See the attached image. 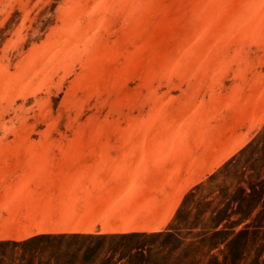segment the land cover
I'll return each mask as SVG.
<instances>
[{
    "label": "rangeland",
    "instance_id": "1",
    "mask_svg": "<svg viewBox=\"0 0 264 264\" xmlns=\"http://www.w3.org/2000/svg\"><path fill=\"white\" fill-rule=\"evenodd\" d=\"M95 148L168 167L171 231L16 264H264V0H0V156Z\"/></svg>",
    "mask_w": 264,
    "mask_h": 264
},
{
    "label": "crops",
    "instance_id": "2",
    "mask_svg": "<svg viewBox=\"0 0 264 264\" xmlns=\"http://www.w3.org/2000/svg\"><path fill=\"white\" fill-rule=\"evenodd\" d=\"M167 168L100 148L2 155L0 234L166 231L179 203Z\"/></svg>",
    "mask_w": 264,
    "mask_h": 264
},
{
    "label": "trees",
    "instance_id": "3",
    "mask_svg": "<svg viewBox=\"0 0 264 264\" xmlns=\"http://www.w3.org/2000/svg\"><path fill=\"white\" fill-rule=\"evenodd\" d=\"M224 224L222 222V219H217L212 225L208 227V231L210 232V236L214 235H220L225 230L223 229ZM171 228L166 230L165 232H170ZM138 233V232H137ZM137 233H131V234H137ZM138 234H145V233H138ZM118 235H128V234H118ZM113 235H90V234H41V235H35L32 236L26 240L23 241H11V240H0V264H16L14 262V258L16 256V248L21 247L22 251L24 248H29V246H32L38 239L40 238H49V239H85V240H93V239H99V238H106ZM221 243L226 242L225 239H222L220 241ZM218 241V243H220ZM217 243V244H218ZM225 243V244H226ZM217 246V245H216ZM23 253V252H22ZM21 255V254H20ZM23 255V254H22ZM25 262L23 264H36V262L40 261V258L36 256L33 251L30 253H26ZM52 259L57 260L58 257L56 255L51 256Z\"/></svg>",
    "mask_w": 264,
    "mask_h": 264
}]
</instances>
